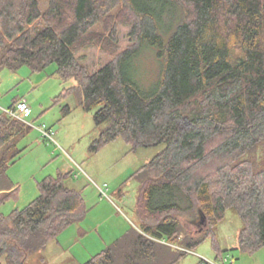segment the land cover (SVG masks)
<instances>
[{"label": "trees", "instance_id": "1", "mask_svg": "<svg viewBox=\"0 0 264 264\" xmlns=\"http://www.w3.org/2000/svg\"><path fill=\"white\" fill-rule=\"evenodd\" d=\"M111 17L129 27L125 49ZM102 22L109 35L97 29ZM145 44L162 59L150 91L131 70ZM93 47L115 59L91 70L77 55ZM52 62L61 79L77 81L56 99L80 92L84 108L95 109L93 150L118 137L133 149L163 145L133 176L139 229L82 264H176L208 237L223 259L214 228L229 209L242 221L237 248L264 246V0H48L45 10L39 0H0V70ZM32 129L0 111V179ZM69 177L46 176L26 206L0 209L5 264H26L83 217L85 199ZM17 191L2 179L0 204ZM188 215H205L208 227L192 236L182 225Z\"/></svg>", "mask_w": 264, "mask_h": 264}, {"label": "rangeland", "instance_id": "2", "mask_svg": "<svg viewBox=\"0 0 264 264\" xmlns=\"http://www.w3.org/2000/svg\"><path fill=\"white\" fill-rule=\"evenodd\" d=\"M39 1L45 10L48 0ZM116 12L119 14L118 10ZM105 21L115 26L121 50L125 49L129 44L127 24L120 17L105 18ZM103 25L104 22L97 29L109 35V29L105 30ZM77 57L91 70L115 59L101 47L83 50ZM56 70V62L41 71H34L28 65L15 71L0 70V111L10 108L16 99L26 98L31 107V115L26 120L33 127L19 142V147L23 148L20 158L8 166L0 179L18 187L14 196L0 204L1 211L9 215L14 209L23 208L40 194L39 182L43 178L60 173L70 176L66 184L79 190L86 203L83 217L66 227L46 248L30 255L24 261L26 264H41L43 259L45 264H82L132 228L139 229L142 223L137 214L140 183L133 176L163 147L133 149L130 143L118 137L93 150L92 144L101 134L94 118L95 109L84 108L80 92L56 99L64 89L77 84L74 78L61 79ZM131 70L141 88L150 91L162 70L157 49L145 44ZM66 105L68 111L64 108ZM40 125L52 129L55 139L42 136L37 129ZM208 224L207 218L205 222L202 217L196 222L189 215L182 218L183 228L192 236L201 234ZM241 227L240 216L229 209L214 228L224 258L217 257L212 238L208 237L176 264H197L202 259L214 264H264V246L254 253L237 248ZM0 264L5 262L0 259Z\"/></svg>", "mask_w": 264, "mask_h": 264}, {"label": "built area", "instance_id": "3", "mask_svg": "<svg viewBox=\"0 0 264 264\" xmlns=\"http://www.w3.org/2000/svg\"><path fill=\"white\" fill-rule=\"evenodd\" d=\"M5 111L11 116L29 123L26 118L31 115V107L26 99L23 98L19 100L15 105L11 106ZM37 129L42 133V136L51 138L52 140L55 139V132L52 129H48L44 125L37 126Z\"/></svg>", "mask_w": 264, "mask_h": 264}, {"label": "water", "instance_id": "4", "mask_svg": "<svg viewBox=\"0 0 264 264\" xmlns=\"http://www.w3.org/2000/svg\"><path fill=\"white\" fill-rule=\"evenodd\" d=\"M206 218L205 216L202 217V222H205Z\"/></svg>", "mask_w": 264, "mask_h": 264}, {"label": "crops", "instance_id": "5", "mask_svg": "<svg viewBox=\"0 0 264 264\" xmlns=\"http://www.w3.org/2000/svg\"><path fill=\"white\" fill-rule=\"evenodd\" d=\"M24 99H26V98H24Z\"/></svg>", "mask_w": 264, "mask_h": 264}]
</instances>
